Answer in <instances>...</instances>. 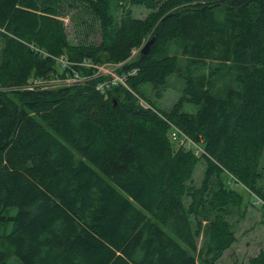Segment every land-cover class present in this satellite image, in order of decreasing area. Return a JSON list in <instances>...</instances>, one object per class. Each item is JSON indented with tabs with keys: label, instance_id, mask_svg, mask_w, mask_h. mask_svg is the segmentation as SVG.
Listing matches in <instances>:
<instances>
[{
	"label": "trees",
	"instance_id": "trees-1",
	"mask_svg": "<svg viewBox=\"0 0 264 264\" xmlns=\"http://www.w3.org/2000/svg\"><path fill=\"white\" fill-rule=\"evenodd\" d=\"M175 1L0 0V224L12 264H216L235 241L224 212L239 201L223 177L264 207V0ZM70 10L92 17L95 40L69 42ZM83 59L112 63L123 82ZM171 77L181 94L162 109L141 88L158 97ZM168 122L205 153L174 148ZM10 253L0 248V264Z\"/></svg>",
	"mask_w": 264,
	"mask_h": 264
},
{
	"label": "rangeland",
	"instance_id": "rangeland-1",
	"mask_svg": "<svg viewBox=\"0 0 264 264\" xmlns=\"http://www.w3.org/2000/svg\"><path fill=\"white\" fill-rule=\"evenodd\" d=\"M200 1L205 2L206 0H200ZM220 1L221 3H225L226 0H220ZM188 4L189 1L187 0H176L174 8L177 9L180 7H184ZM132 13L134 18L141 20H145L149 16V11L146 8L138 5L132 6ZM76 14H77L76 11L70 10L67 12L65 16L62 17V19L64 20L65 29L69 42L78 43L80 41H83L85 35H89L88 37L90 39L95 40L97 37V32H96L95 22L93 21L92 17L88 18L86 23L81 24L79 22H76L77 20ZM82 16L83 17L88 16L85 10ZM79 17L80 19H82L81 14L79 15ZM150 35L143 38L141 43L135 46V48L133 47L134 48V49L132 48L133 51L136 50L139 53V51H141L144 48L143 45L151 41L152 36ZM134 53L135 54L133 56L136 57L137 54L136 52ZM134 57H131L130 60L135 59ZM101 65L108 66L109 69H111L112 68L111 65L113 64L103 63ZM66 79L58 76L54 80L46 81L44 83V86L57 87L62 84H67V83L69 84V82L66 81ZM29 82H31L32 84H29L28 87L35 86L39 83L35 78H31ZM141 89L143 90L147 98L154 101V103L159 108L162 109L169 108L173 103H175V101L181 94V87L179 81L177 79H173L172 77L170 79L169 87L163 91L160 90L158 97L155 96V91L152 87L146 85ZM183 108L185 111L188 112L194 111L195 109V107L191 104H184ZM174 148H179V147L174 146ZM203 169H204L203 163L199 162L193 173L194 184H198L201 181ZM227 180H230V183H227L226 182ZM223 181L226 182L225 186L229 187L231 191L233 190L236 191L239 201H237L236 199L234 202H231L224 212L225 219L228 221L229 229L232 231L235 241L231 244V246L227 250L224 251V254L217 261L216 264H234L235 262L249 264L250 259L257 257L260 253L264 252V207H261L260 205H255V203H253L254 205L250 203L249 193L244 189L243 186L241 187L237 186V182L231 177V175L228 176L225 175L223 177ZM238 182L242 185L240 181ZM260 185L264 190V174L261 178ZM202 221H203L202 226L206 225L207 221L206 220H202ZM9 229H10L9 225L0 224V248H2L7 253H10L12 251V248L7 243L2 241L1 235L4 231H8ZM11 253H10V257L7 259L8 263L10 264H12L15 261V258Z\"/></svg>",
	"mask_w": 264,
	"mask_h": 264
},
{
	"label": "built area",
	"instance_id": "built-area-1",
	"mask_svg": "<svg viewBox=\"0 0 264 264\" xmlns=\"http://www.w3.org/2000/svg\"><path fill=\"white\" fill-rule=\"evenodd\" d=\"M54 59L59 69L61 68L64 69L70 65V63L68 62L67 58L64 55L54 57ZM81 65L86 66V67H93L97 69V73L104 75V76H109V79L111 80L112 83H114L117 80L121 82H123L124 80L123 77H119L115 73L113 68L109 69L108 66L92 64L91 62L85 59H83V61L81 62ZM78 79L79 77L75 75V77L73 78L70 77L66 79V81L70 83ZM104 85H105V82L97 85V89H103ZM139 104L143 108H150V106L141 98H139ZM168 123L170 124V127H171V131L169 133V139L174 143L175 146L181 148L182 150L190 151L195 156H201L202 154L205 153V149L202 147V144H201L202 143L201 137H198V139H194L190 137L187 133L182 131L180 128H178L176 125H174L172 122H168ZM231 177L236 181V179L233 176ZM236 182H237V186H241L238 181ZM259 202H260V199L255 198L254 203L258 204Z\"/></svg>",
	"mask_w": 264,
	"mask_h": 264
},
{
	"label": "water",
	"instance_id": "water-1",
	"mask_svg": "<svg viewBox=\"0 0 264 264\" xmlns=\"http://www.w3.org/2000/svg\"><path fill=\"white\" fill-rule=\"evenodd\" d=\"M151 41H149L148 43H146V45L144 46V48L142 49V52L145 53L148 50V47L150 45Z\"/></svg>",
	"mask_w": 264,
	"mask_h": 264
}]
</instances>
